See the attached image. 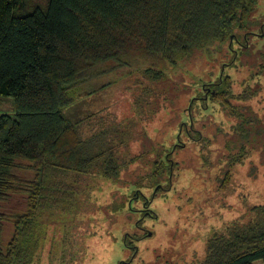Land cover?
Listing matches in <instances>:
<instances>
[{
	"label": "trees",
	"instance_id": "trees-1",
	"mask_svg": "<svg viewBox=\"0 0 264 264\" xmlns=\"http://www.w3.org/2000/svg\"><path fill=\"white\" fill-rule=\"evenodd\" d=\"M28 2L0 0V96L12 98L14 104L13 114L0 115V264H32L45 227L65 217L74 229H86L99 213L108 223L107 213L122 214L124 224L126 219L131 229L137 228L128 212L132 203L126 195L114 197L129 187L131 196L143 189L169 191L194 145L201 154L210 147L221 151L209 164L217 174L226 169L222 177L215 175L220 189L229 183V168L254 155L264 171V107L251 106L264 92V64L253 58L239 92L227 74L207 85L197 79L168 151L160 149L152 161H141L139 167L147 169L134 179L122 177L140 160L122 152L134 137L132 123L115 124L111 115H100L95 123L86 124L88 132L82 135V126L79 132L77 125L88 117L73 122L63 113L76 95L103 89L105 84H96L100 77L137 66H142L141 78L147 82L139 83L142 88L134 102L138 122L165 110L161 101L171 113L178 111L180 96L188 95L186 88L174 96L173 91L168 95L151 85L163 87L168 68L197 54L223 50L233 62L250 57L251 39L264 43V16L256 14L259 0H49L46 11ZM233 65L227 64L225 70ZM219 112L226 116L227 130L206 115ZM98 182L118 187L110 203L99 205L91 198ZM14 199L20 208L13 207ZM129 233L121 234L124 258L119 264L129 258ZM137 237L136 242L144 239ZM192 252L196 255L188 262L191 255L180 248L176 261L264 263V204L252 206L246 216L219 229L210 228L201 253ZM172 254L164 262L154 261L156 254L152 264H176Z\"/></svg>",
	"mask_w": 264,
	"mask_h": 264
},
{
	"label": "rangeland",
	"instance_id": "rangeland-1",
	"mask_svg": "<svg viewBox=\"0 0 264 264\" xmlns=\"http://www.w3.org/2000/svg\"><path fill=\"white\" fill-rule=\"evenodd\" d=\"M48 2L49 0H29L28 4L46 11ZM256 12L257 15L264 16V0H259ZM251 41L253 44L251 56L241 57L238 61L234 59L235 62L233 59L231 60L229 53H223L222 50V54L219 52L197 54L193 58L179 63L173 69L168 68L165 85L163 87L158 85L156 88L153 84L151 87L157 91L163 88L168 95L173 91L174 96L179 94L181 88H186L188 95L180 96L182 103L177 107L178 111L176 109L174 113L168 110L166 102L161 101L160 106L162 105L163 109L166 108L165 110L154 114L149 120L138 122V114L133 108L134 102L138 99L142 88H138L139 83L142 86L147 83L141 78L140 71L142 69L138 68L142 66L120 69L100 77L96 80V84L99 86L105 84L103 89H98L91 95L81 92L75 96L73 104L65 108L63 113L73 122L88 117L89 120H83L82 125H77L78 131L82 126V135L83 133L87 134V126L98 121L100 115H111L115 124L132 123L130 134L134 137L128 139L127 147L122 152L127 158L139 156L140 160L128 166L123 171L122 177L124 180L134 179L147 169L139 167L141 161H152L160 149H163L161 152L168 151L173 143L174 136L172 135H175L172 131H176L179 116L183 117L185 114L188 97L194 94V83L198 78H202V82L207 85L214 81L219 74L230 75L234 79V83L237 84L235 91L239 92L241 90L239 84L244 83L250 71L249 60L253 58L254 61L257 60L264 64L263 41H259L258 37H253ZM233 63L232 67L225 70L227 64ZM261 81L264 90V80ZM173 84H175L174 87H171ZM251 106L258 110L264 107L263 91L259 99L251 102ZM13 113V99L0 96V115ZM193 113L192 115L196 119L198 115ZM206 115L213 116L220 122L221 127L227 130L229 123L226 116L223 117L220 112L218 114L207 113ZM171 118L173 119L171 120ZM137 127L138 130L135 131ZM183 140L185 141L186 138L183 137ZM198 149L199 146L194 145L190 151V160L186 162L185 166L182 165L184 169L175 172L169 191L150 193L143 189L131 196L133 191L129 187L125 190L122 189L118 192L119 196L114 197L115 199H125L126 195L127 200L132 203V209L128 212L131 218L135 219L137 228L131 229L129 226L132 224L126 219L124 224L122 214L115 217L107 213L106 217L110 219V223H108L102 219L103 213H99L98 217L101 220L97 217V220L88 223L86 229L83 227L74 229L68 223L71 222L69 218L65 217L64 220L45 227L46 236L43 238L44 240H41L32 264H119L118 262L124 258V248L120 245L121 234L126 232H130L129 236L132 239L127 238L128 246L131 249H128L129 258L124 262L125 264L127 262H129L128 264H152L156 254L158 255L155 256L154 261L164 262L168 261L166 258L172 253L171 259L176 264H182V259L176 261L180 254V248L186 256L191 255L189 262L193 255H196L192 250L197 254L201 253L204 237L209 233L210 228L219 229L224 223L233 221L242 215L246 216L252 206L264 204V171L258 166L255 155L244 163L231 166L229 168L231 174L229 183H226L227 186L224 185V189H220L219 180H216L215 175L222 177L226 169H222L220 174H217V169L214 167L210 169L209 164L221 155V151L218 152L215 147H210L209 150L202 151L205 153L201 154V150L199 152ZM203 157H206L205 163ZM105 184L96 185L97 187H94L91 195V198L93 200L95 198L99 205L110 203V196L118 188L105 186ZM13 201V207L20 208L19 200L14 199ZM120 218L123 221H118ZM72 231H76L73 236ZM137 236L144 239L141 242H136ZM169 243L173 244L172 248L169 247ZM136 245L139 246V249L136 248ZM159 255L161 256L159 257ZM75 260H79L80 263H75ZM158 262L157 264H159ZM252 264L264 263L258 260Z\"/></svg>",
	"mask_w": 264,
	"mask_h": 264
}]
</instances>
